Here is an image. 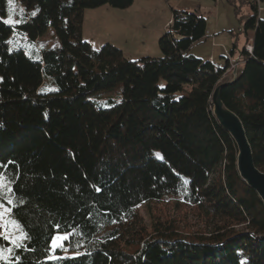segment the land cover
<instances>
[{"label": "trees", "instance_id": "1", "mask_svg": "<svg viewBox=\"0 0 264 264\" xmlns=\"http://www.w3.org/2000/svg\"><path fill=\"white\" fill-rule=\"evenodd\" d=\"M135 1L0 0V171L14 181L4 206L24 235L0 234V264H264V203L213 112L230 59L219 67L190 54L208 38L200 8L173 11L161 57L133 60L82 38L86 8ZM230 1L239 15L251 8L241 19L255 35L221 98L264 172V18L258 0ZM50 28L56 42L45 46ZM117 85L116 98H94ZM163 203L193 207L204 228L162 217ZM57 232L68 238L53 250Z\"/></svg>", "mask_w": 264, "mask_h": 264}, {"label": "rangeland", "instance_id": "2", "mask_svg": "<svg viewBox=\"0 0 264 264\" xmlns=\"http://www.w3.org/2000/svg\"><path fill=\"white\" fill-rule=\"evenodd\" d=\"M258 2L261 9H264V0H258ZM200 7L203 11L208 12L207 22L210 34L205 41L195 44L190 54L204 61L213 56L214 63L219 67H224L226 58H232L231 50L234 48L237 37H239L240 48H243L245 44L247 49V46L253 43V38L248 31L246 42L240 24V17L247 14L246 12H249L250 8H243L239 15L230 0H136L128 8L113 7L109 4L86 8L83 12L82 38L97 49L106 43L112 44L122 49L126 56L133 60L147 56L161 57L163 53L159 47V39L163 30L171 22L173 11L175 9L192 11ZM12 37L27 49L33 48L32 42L25 33L16 30ZM55 42V32L53 28H50L41 37V44L51 46ZM225 49H228L226 55L223 52ZM240 63L242 62L239 59L237 63L230 60L231 65L237 64L235 67ZM227 73H231V71L228 70ZM122 89V85H117L114 88L97 92L94 98L104 101L114 99ZM109 104L107 102L104 105L108 106ZM162 205H164V209L161 211L163 212L162 217L181 223L187 230L195 231L204 228L200 216L196 214L193 207L182 205L180 209H177L173 208L172 203H163ZM162 205L160 207H163ZM156 212L159 213L155 210V215ZM140 213L146 221L149 219L144 208H140ZM13 222L15 221L11 220L8 208L0 207V234L16 241L24 235ZM55 237H65V239L54 241ZM54 238L51 246L53 250H56L63 246L64 241L68 238V233L57 232ZM63 254L70 256L75 255L76 252L64 249Z\"/></svg>", "mask_w": 264, "mask_h": 264}, {"label": "water", "instance_id": "3", "mask_svg": "<svg viewBox=\"0 0 264 264\" xmlns=\"http://www.w3.org/2000/svg\"><path fill=\"white\" fill-rule=\"evenodd\" d=\"M242 73L243 66H237L217 83L212 94L213 112L221 126L236 142L237 169L241 178L257 192L264 203V172L255 164L253 150L241 119L225 105L221 98L222 88L237 80Z\"/></svg>", "mask_w": 264, "mask_h": 264}, {"label": "snow or ice", "instance_id": "4", "mask_svg": "<svg viewBox=\"0 0 264 264\" xmlns=\"http://www.w3.org/2000/svg\"><path fill=\"white\" fill-rule=\"evenodd\" d=\"M9 3L11 4L12 0H9ZM32 15H35V12H33ZM3 22L8 23V24H14L18 21L6 20ZM9 163H11V162H9ZM3 168H4V166L0 165V169H3ZM13 182L14 181L11 178H9L4 171H0V207L4 206V200L7 199V194L12 192V188L10 185ZM97 191H100V189H97ZM7 204L12 205L13 201L11 199H7ZM13 223H16V222H13ZM16 226L19 227L18 223L16 224ZM24 238H27L26 234H25ZM63 239H65V237H55L54 241L55 240H63ZM57 246H59V245H57ZM17 247H22V245L17 244Z\"/></svg>", "mask_w": 264, "mask_h": 264}, {"label": "crops", "instance_id": "5", "mask_svg": "<svg viewBox=\"0 0 264 264\" xmlns=\"http://www.w3.org/2000/svg\"><path fill=\"white\" fill-rule=\"evenodd\" d=\"M249 8V7H248ZM200 10H201V12L204 14V16L206 17V18H208V12L206 11H203V9H202V7H200ZM263 11H264V9H261V7H260V5H259V15H260V17H262V18H264V16H263ZM247 14H245L244 16H247V15H250L251 13H252V10H251V8H250V10H249V12L247 11L246 12ZM243 16V17H244ZM170 24V23H169ZM240 24H241V31H242V33H244V35H245V38H246V42H247V31H245V30H243V26H244V22L242 21V19H241V17H240ZM169 26V25H168ZM167 26V27H168ZM207 26H208V22H207ZM166 27V28H167ZM165 30V29H164ZM163 30V31H164ZM210 31H209V26H208V35L210 34L209 33ZM248 33H250L251 34V37L254 39V35H255V31L254 30H252V29H249L248 30ZM239 37H237L236 39H235V45H234V48L231 50V55H232V58H229L230 60H232L233 62H235V63H237V61H238V59H239V57H240V53H241V50L243 49V48H240L241 46L240 45H238V43H239ZM245 42V43H246ZM244 46H245V44H244ZM228 51V49L226 50L225 49V51H223L224 52V54L226 53ZM226 55V54H225ZM235 55H237L236 56V59H234V56ZM211 59V60H210ZM209 60L210 61H213V62H215V58H213V56L212 57H210L209 58ZM240 65L242 66V63H240ZM239 65V66H240Z\"/></svg>", "mask_w": 264, "mask_h": 264}, {"label": "built area", "instance_id": "6", "mask_svg": "<svg viewBox=\"0 0 264 264\" xmlns=\"http://www.w3.org/2000/svg\"><path fill=\"white\" fill-rule=\"evenodd\" d=\"M247 50H248L249 52H252V50H253V43H252L251 45H248V46H247ZM236 65H237V64H236ZM236 65H235V64L230 65L229 71H232Z\"/></svg>", "mask_w": 264, "mask_h": 264}]
</instances>
